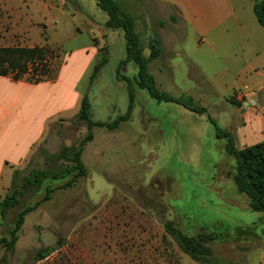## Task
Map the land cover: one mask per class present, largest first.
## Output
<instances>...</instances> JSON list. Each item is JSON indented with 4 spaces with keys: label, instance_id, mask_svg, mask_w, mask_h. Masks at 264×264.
Here are the masks:
<instances>
[{
    "label": "rangeland",
    "instance_id": "374dc122",
    "mask_svg": "<svg viewBox=\"0 0 264 264\" xmlns=\"http://www.w3.org/2000/svg\"><path fill=\"white\" fill-rule=\"evenodd\" d=\"M113 1L131 19L144 57L149 59L152 46L157 47L160 56L149 60L148 72L158 90L182 96L174 86L171 63L184 68L186 60L177 52L194 56L199 45L176 4ZM108 22L96 0H0V48L47 47L55 70L46 80L55 83L25 90L34 95L35 115L52 118L49 132L21 169L23 176L73 165L53 161L76 150L88 134L77 120L84 96L93 122L113 124L126 114L125 78L136 80L139 69L127 60L124 31ZM56 54L57 60L52 57ZM174 71L180 81L189 80L190 89L196 86L185 69L175 65ZM54 94L59 100L52 103ZM216 102L207 98L202 105L208 113L197 115L139 89L128 121L116 129H92L93 140L81 156L86 177L68 188L63 186L76 171L65 180H45L39 191L25 192L8 212L0 239L10 241L8 231L19 212L40 203L26 216L14 249L0 245V264H264V214L250 209L248 197L233 181L236 161L209 121L223 128L211 108ZM64 106L70 111L61 114ZM47 188L53 193L42 202ZM180 237L193 253L180 245ZM49 248L53 251L42 258Z\"/></svg>",
    "mask_w": 264,
    "mask_h": 264
},
{
    "label": "crops",
    "instance_id": "0c3cea01",
    "mask_svg": "<svg viewBox=\"0 0 264 264\" xmlns=\"http://www.w3.org/2000/svg\"><path fill=\"white\" fill-rule=\"evenodd\" d=\"M159 1L171 6L176 4V12L186 26L190 25L189 30L199 45L194 56L187 55L184 50L177 52L176 56L186 60V66L183 68L180 62L171 63L175 88L200 105L213 96L217 102L211 108L219 114L222 129L235 134L237 148L263 142L264 29L250 11L253 12L254 4L262 0ZM245 4H249L250 10ZM98 34L103 36L104 33L98 29ZM200 34L205 39H200ZM175 65L181 71L185 69L188 79H195L194 88L190 89L189 80H179ZM53 83L34 84L0 76V199L10 190L14 172L26 164L51 124L50 115H35L34 95L25 90ZM242 86H249L252 92L245 96L247 102L241 104L236 101L240 100L235 92ZM58 100L56 94L51 98L52 103ZM67 111L69 107L64 106L60 113Z\"/></svg>",
    "mask_w": 264,
    "mask_h": 264
},
{
    "label": "trees",
    "instance_id": "16d2710c",
    "mask_svg": "<svg viewBox=\"0 0 264 264\" xmlns=\"http://www.w3.org/2000/svg\"><path fill=\"white\" fill-rule=\"evenodd\" d=\"M100 9L106 12L109 16L108 26L110 28H121L125 33L127 40V60L134 61L139 69L138 78L134 81L125 78L128 86L129 105L125 115L120 116L113 124L96 123L91 120V104L88 96H84L81 102V107L77 120L88 128L87 136L80 142L76 150H67L62 154L61 158H54V163L63 159L71 161L72 166L58 167L52 171L48 170H32L29 175L23 176V170H16L13 174L11 188L8 194L0 201V212L2 223L7 219V214L12 209L19 205L20 197L28 191H39L45 180L57 181L65 180L69 174H75L69 179L63 187L68 188L76 184V182L86 177L87 171L82 162L81 156L84 153L86 145L93 140L92 129L94 127H110L116 129L121 122H126L130 119L137 91L145 89L150 96L158 102L175 103L182 106L187 111L197 115H206L208 112L201 107L195 100L183 94L179 98H174L166 92H161L156 87L153 77L148 72L149 60L158 58L160 54L152 46L150 58L143 55V50L139 44L138 36L134 31L133 23L130 18L121 14L113 0H96ZM254 15L264 29V0L256 2L253 7ZM51 50L47 47L36 48H0V76L11 77L15 80H25L29 83H41L51 79L54 74L51 69L50 58ZM54 59H59V54L52 56ZM105 61L97 65L93 71L92 79H94L102 70ZM30 74V78L26 79ZM209 121L215 126L217 138L225 140V151L233 157L236 165L233 170V181L237 190L248 197L249 206L253 212L264 214V141L256 145L238 149L235 143L233 134L227 130L219 128L213 121ZM71 153L72 156H69ZM68 154V155H67ZM21 177V184L17 185L18 179ZM53 190L46 189V196L42 202L50 200V195ZM40 203L33 206L23 208L15 221L14 228L9 232L11 240L6 238L0 239V245H3L8 251H12L18 242V234L25 224L26 216L39 207ZM180 245L188 252L190 250L188 240L179 238ZM52 248L45 250L42 258L47 257Z\"/></svg>",
    "mask_w": 264,
    "mask_h": 264
},
{
    "label": "built area",
    "instance_id": "2783aa9c",
    "mask_svg": "<svg viewBox=\"0 0 264 264\" xmlns=\"http://www.w3.org/2000/svg\"><path fill=\"white\" fill-rule=\"evenodd\" d=\"M251 92H252V89L249 86H242L236 90L235 97L239 100H242L243 98H245V96L248 93H251Z\"/></svg>",
    "mask_w": 264,
    "mask_h": 264
}]
</instances>
